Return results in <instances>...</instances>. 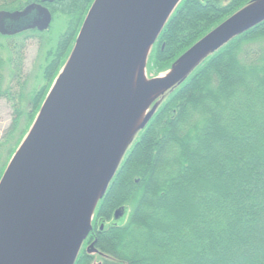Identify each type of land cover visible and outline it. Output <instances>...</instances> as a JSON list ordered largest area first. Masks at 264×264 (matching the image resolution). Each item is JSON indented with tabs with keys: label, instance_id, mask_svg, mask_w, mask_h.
I'll use <instances>...</instances> for the list:
<instances>
[{
	"label": "trees",
	"instance_id": "obj_1",
	"mask_svg": "<svg viewBox=\"0 0 264 264\" xmlns=\"http://www.w3.org/2000/svg\"><path fill=\"white\" fill-rule=\"evenodd\" d=\"M94 1L0 0V13L40 4L67 18L49 52V89L32 97L34 114L23 115L19 94L6 88V70L21 88L25 41L35 38L43 49L49 29L2 36L25 38L12 40L7 58L0 44V98L15 112L5 143L15 139L25 116L29 124L18 144L31 128ZM252 1L183 0L152 49L149 73L169 70ZM127 205L126 225L98 228ZM93 227L76 264H264V22L210 55L161 104L99 202ZM86 243L97 252L88 253Z\"/></svg>",
	"mask_w": 264,
	"mask_h": 264
},
{
	"label": "water",
	"instance_id": "obj_2",
	"mask_svg": "<svg viewBox=\"0 0 264 264\" xmlns=\"http://www.w3.org/2000/svg\"><path fill=\"white\" fill-rule=\"evenodd\" d=\"M182 1H94L0 180V264H76L99 202L161 104L210 55L264 22V0H253L152 77V49ZM34 12L40 20L14 25ZM51 23L46 7L31 5L1 12L0 34Z\"/></svg>",
	"mask_w": 264,
	"mask_h": 264
},
{
	"label": "rangeland",
	"instance_id": "obj_3",
	"mask_svg": "<svg viewBox=\"0 0 264 264\" xmlns=\"http://www.w3.org/2000/svg\"><path fill=\"white\" fill-rule=\"evenodd\" d=\"M35 18V15H31L27 17L22 24H26ZM67 24V18L65 17H56L53 16V21L51 23L50 29L46 34H44V38L47 43H45V47L41 49L39 40H35V38H28L25 41L24 37L21 38H3L0 35V44L4 47V56L8 57L10 43L12 40L25 41V62H24V77L21 79V82L24 84L21 88L14 82L12 78V71L10 67H7L6 70V88L9 86L13 87V91L18 93V99L23 101L21 106V110L23 115L33 113L32 107V97L37 92L46 91L49 89V82L45 77V68L51 60L49 56V52L55 49L56 44L58 42L59 36H61L62 32L65 30ZM15 35V34H14ZM11 36V35H10ZM162 74V73H161ZM151 76V75H150ZM155 76V73H152V77ZM51 87V86H50ZM164 98L161 99L162 102ZM34 114V113H33ZM27 116L22 120L20 129L15 139L5 143L3 139L5 137L6 132L11 127L13 120L15 118V112L13 109V104L10 103L6 98H0V144L3 142L5 145L0 150L1 153V162H0V174L2 171H5L11 158L12 153L15 151L19 145V140L25 133L28 125ZM27 126V127H26ZM30 130V129H29ZM22 132V133H21ZM28 133V132H27ZM22 134V135H21ZM26 136V135H25ZM24 136V137H25ZM24 139V138H23ZM23 139L21 141H23ZM14 155V154H13ZM132 213V207L129 205L122 207L117 210L113 215V218L110 221H100L99 227L109 228L112 226H124L128 223L130 216ZM95 220V217H94ZM94 229V228H93ZM93 264H102V261H98V259Z\"/></svg>",
	"mask_w": 264,
	"mask_h": 264
},
{
	"label": "flooded vegetation",
	"instance_id": "obj_4",
	"mask_svg": "<svg viewBox=\"0 0 264 264\" xmlns=\"http://www.w3.org/2000/svg\"><path fill=\"white\" fill-rule=\"evenodd\" d=\"M50 13H51V12H50ZM51 15H52V14H51ZM38 19L40 20V17H35L34 20H31V21L29 22L28 26H29V25H32V24H33L34 22H36ZM52 21H53V15H52ZM3 23H4V25L6 24V25H5L6 27L8 26V27H10V28H14L13 26H11V25H10L9 23H7V22H4V21H3ZM82 26H83V25H82ZM81 28H82V27H81ZM81 28H80V30H81ZM49 29H50V28H49ZM65 29H66V28H65ZM32 30H36V29H32ZM80 30H79V32H80ZM64 31H65V30H64ZM64 31H63V32H64ZM39 32H40V31H39ZM63 32H62V33H63ZM79 32H78L77 36H75V38H74V45H75V42H76L77 37H78V35H79ZM73 48H74V47H73ZM72 50H73V49H72ZM71 52H72V51H71ZM70 54H71V53H70ZM69 56H70V55H69ZM69 56L66 58L65 63L67 62ZM63 58H64V56H63ZM63 58H62V59H63ZM64 65H65V64H64ZM64 65H63L62 68L60 69L59 74H60L61 70L63 69ZM47 80H48V82H50L49 79H47ZM53 83H54V82H53ZM51 87H52V86H51ZM51 87H50V89H51ZM49 91H50V90H49ZM49 91H48V93H49ZM103 229H104L103 227H100V230H103ZM86 244H87V243H86ZM88 246H89V244H87L86 248H87ZM90 246H91V245H90ZM90 246H89V247H90Z\"/></svg>",
	"mask_w": 264,
	"mask_h": 264
}]
</instances>
